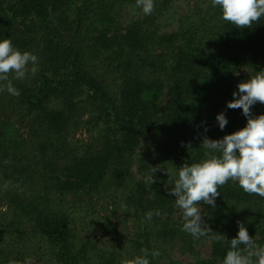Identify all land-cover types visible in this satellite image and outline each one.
<instances>
[{"label": "trees", "instance_id": "16d2710c", "mask_svg": "<svg viewBox=\"0 0 264 264\" xmlns=\"http://www.w3.org/2000/svg\"><path fill=\"white\" fill-rule=\"evenodd\" d=\"M134 5L0 0V38L38 57L35 75L12 80L19 96L0 92V264H121L141 249L159 250L151 264L223 256L226 245L181 231L167 175L150 172L196 162L205 135L246 124L225 105L244 69L264 70V17L236 28L210 0H154L147 16ZM218 192L216 208L199 202L209 228L231 239L239 221L264 244V198L231 181Z\"/></svg>", "mask_w": 264, "mask_h": 264}, {"label": "clouds", "instance_id": "9594fccd", "mask_svg": "<svg viewBox=\"0 0 264 264\" xmlns=\"http://www.w3.org/2000/svg\"><path fill=\"white\" fill-rule=\"evenodd\" d=\"M210 2L219 11L221 20L236 28L249 27L264 17V0ZM134 7L145 16L151 15L154 0H135ZM37 71L38 57L35 54L21 52L10 38H0V92L19 96L20 91L12 80L22 81ZM257 102L264 105V70L238 83L236 91L232 92V100L226 102V109H240L246 118L242 128L215 140L205 135L199 145L204 150L203 158L196 162L183 163L180 167L172 164L171 168H151L152 177L158 170L167 175L164 188L175 197L174 206L181 212V231L194 240L203 238L221 246L226 245L223 256L217 257L216 264H264V244H257L243 223L237 221L236 235L227 239L225 235L209 228L202 218L199 203L216 208L215 200L220 196L218 187L230 181L243 192L264 198V114L253 115L251 112ZM215 121L221 131L228 124L224 112L218 113ZM203 131L207 133L208 128L204 127ZM154 214L159 216V210L145 213V219L151 220ZM159 255V250L141 249L139 255L122 259L121 264H151L149 256L156 259Z\"/></svg>", "mask_w": 264, "mask_h": 264}, {"label": "rangeland", "instance_id": "374dc122", "mask_svg": "<svg viewBox=\"0 0 264 264\" xmlns=\"http://www.w3.org/2000/svg\"><path fill=\"white\" fill-rule=\"evenodd\" d=\"M166 30H170V28H169V24L166 26ZM243 74H244L248 79H249L250 76H251L247 69H244V70H243ZM85 137H86V135L83 134L82 132H79V133L77 134V138H79V139H85ZM178 214L181 215V212H180L179 209H178ZM202 218H204L203 215H202ZM199 250H200V252H201V255H202L204 258H208V257H209V254H210V247H209L208 242H205V243L201 244V245L199 246ZM176 258L179 259L183 264H190V261H191V259H190L188 256L177 255Z\"/></svg>", "mask_w": 264, "mask_h": 264}]
</instances>
